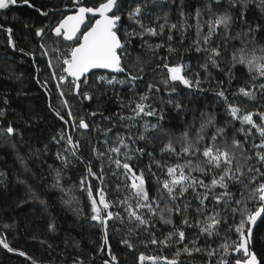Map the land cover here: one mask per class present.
Listing matches in <instances>:
<instances>
[{"label":"snow or ice","instance_id":"6c2138e0","mask_svg":"<svg viewBox=\"0 0 264 264\" xmlns=\"http://www.w3.org/2000/svg\"><path fill=\"white\" fill-rule=\"evenodd\" d=\"M21 4L32 10L22 36L3 25L0 33L9 55L34 70L29 76L60 122L50 138L51 183L43 167L39 182L60 194L73 223L84 220L100 235L87 260L70 233L63 248L51 242L63 231L56 218L45 220L43 238H30L59 264H123L119 252L132 264H264V0H0V11ZM193 51L195 66L185 63ZM0 71H10L7 61ZM184 90L190 103L210 91L211 109L190 108ZM44 120L32 108L20 114L25 128ZM23 130L0 124V141L15 149ZM50 150L29 145V156L41 161ZM77 164L83 172L66 188L64 173ZM18 183L26 198L5 186L0 200L25 216L36 204L47 213L48 201ZM18 231L17 219L0 222V249L38 264L8 242Z\"/></svg>","mask_w":264,"mask_h":264},{"label":"trees","instance_id":"16d2710c","mask_svg":"<svg viewBox=\"0 0 264 264\" xmlns=\"http://www.w3.org/2000/svg\"><path fill=\"white\" fill-rule=\"evenodd\" d=\"M37 3L45 2V0H36ZM55 2V0H53ZM196 0H193L195 3ZM170 3V0H169ZM32 18V10L28 9L24 5H19L16 8L0 11V25L4 27L13 28L19 39L24 33L23 21L30 20ZM170 19L175 22L177 17L175 12L170 13ZM38 22V21H37ZM180 34H176L177 40ZM191 39H195V30H191ZM7 34L0 33V65L7 61L10 66V71H0V108L5 109L4 116H0V124H7L8 122L18 123L19 127L23 128V137L25 143L20 142V138L16 139V148L13 149L11 143L5 145L0 141V190L6 186L12 198L16 196L25 197L26 188L23 184L18 183V180H26L31 184L40 194L42 199H46L49 203V210L47 213H42L38 209L41 208L39 204L29 207L27 216L24 214H18L14 207L9 208L7 203L0 200V222H11V219L18 220L19 231L10 232L8 234V242L13 247H20L29 252L37 261L38 264H52L55 260V264H59V257H56V253L53 252L50 256L46 247H41L38 241L32 240L30 237L32 234L39 235L43 238V232L46 228L45 220L50 218H56L57 222L62 228L61 239H53L51 242L54 246L58 243L60 248H63L62 239L65 234L70 233L76 240L80 241L83 256L87 260L92 255V250L96 248L100 240V235L97 228L90 227L88 222L81 220L77 225L73 223V218L70 215H66L61 209L59 203L58 192L51 189H45L44 183L39 182V176L41 173V167L44 169V175L49 183H51V177L47 175V164H51L54 160V154L56 146L51 143L50 138L56 134L60 129V122L57 121L50 113L47 112V100L43 96V91L39 85L35 83L29 76V72L34 71L30 69L28 63H23L19 56V53L15 55H9L10 49H6ZM191 40L186 41L190 43ZM185 63L195 66L197 60L195 59L196 53H184ZM189 57L191 59H189ZM27 59V58H25ZM20 79L17 80L16 77ZM3 77H10L4 79ZM118 88L120 86H117ZM207 87V86H206ZM187 90L180 93L181 99L188 104L191 108L193 103H198L201 108L211 109L213 104V97L211 92L199 97V100L190 103V97L186 94ZM18 93H20L18 95ZM111 95V93H110ZM7 99L8 104L4 105L3 100ZM113 112L118 110L115 102L110 105ZM32 108L36 111L42 112L45 115V120L39 127L25 128L23 123L20 122V114L28 115V109ZM107 114V113H106ZM169 115L172 117L170 123H177L178 118L175 117V113L171 112ZM199 115V113H197ZM188 119H191V115H188ZM99 117L97 123H100ZM117 126L119 122H116ZM75 135V134H74ZM44 143H49L50 152L48 156L42 157L41 161H35L33 157L29 156V145L32 148H43ZM17 155L24 158V165L17 159ZM89 153L85 152L87 158ZM25 166L31 171L25 172ZM83 172V165L70 166L64 173V184L67 188L71 186L74 181L79 180L80 173ZM35 174V177L34 175ZM47 192V195H45ZM75 194V193H74ZM26 198V197H25ZM86 195L83 200L86 201ZM118 245L113 240V249L116 250ZM60 249L58 248L57 251ZM121 261L123 264H132V257L126 256L125 253L119 252ZM149 255H155V251L149 250ZM170 255V253H169ZM0 264H28L22 257H18L14 254L7 253L5 250L0 249ZM96 264H100L99 260H96ZM198 264V262H197Z\"/></svg>","mask_w":264,"mask_h":264}]
</instances>
